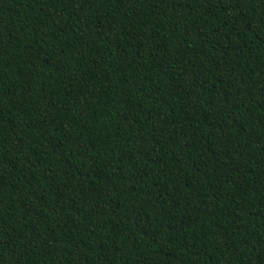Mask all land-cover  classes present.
Returning a JSON list of instances; mask_svg holds the SVG:
<instances>
[{
    "label": "trees",
    "instance_id": "trees-1",
    "mask_svg": "<svg viewBox=\"0 0 264 264\" xmlns=\"http://www.w3.org/2000/svg\"><path fill=\"white\" fill-rule=\"evenodd\" d=\"M0 264H264V0H0Z\"/></svg>",
    "mask_w": 264,
    "mask_h": 264
}]
</instances>
